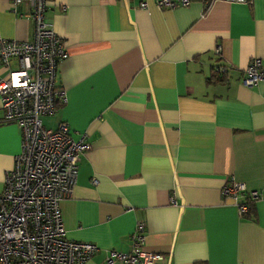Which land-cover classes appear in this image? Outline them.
Wrapping results in <instances>:
<instances>
[{
  "label": "crops",
  "instance_id": "0c3cea01",
  "mask_svg": "<svg viewBox=\"0 0 264 264\" xmlns=\"http://www.w3.org/2000/svg\"><path fill=\"white\" fill-rule=\"evenodd\" d=\"M140 1L47 0L66 102L41 122L66 123L90 147L59 202L65 237L96 245L85 264H104L141 222L156 264H264V83H242L250 59L264 63V0ZM28 11L0 0V38L29 40ZM219 65L227 72L213 76ZM19 149L0 107V192ZM231 180L258 192L250 218L222 195Z\"/></svg>",
  "mask_w": 264,
  "mask_h": 264
},
{
  "label": "built area",
  "instance_id": "2783aa9c",
  "mask_svg": "<svg viewBox=\"0 0 264 264\" xmlns=\"http://www.w3.org/2000/svg\"><path fill=\"white\" fill-rule=\"evenodd\" d=\"M213 0H203L207 8ZM248 2L249 0H227ZM26 2L32 22L29 40L0 38V107L2 121L20 130V149L6 171L0 192V264H85L97 251L92 243L65 237L59 202L70 195L76 182L80 155L89 150L83 137L71 138L66 123L55 129L42 125L41 117L53 114L66 102V93L55 85L58 62L66 56L60 37L46 21L47 0H13L15 7ZM191 0H154L159 9L188 6ZM139 8L147 7L146 0ZM15 11V10H14ZM219 53V47L215 49ZM14 59L16 66H11ZM225 75V65L214 67ZM243 85L264 83V63L253 57L244 69ZM91 183L96 184L92 179ZM222 195L238 201L240 216L259 198L235 180L224 184ZM171 203L175 200L171 198ZM127 252L110 249L104 264H156L159 254L142 249L143 223L137 222Z\"/></svg>",
  "mask_w": 264,
  "mask_h": 264
},
{
  "label": "trees",
  "instance_id": "16d2710c",
  "mask_svg": "<svg viewBox=\"0 0 264 264\" xmlns=\"http://www.w3.org/2000/svg\"><path fill=\"white\" fill-rule=\"evenodd\" d=\"M214 71V70H213ZM217 74L214 72L213 73V76H216ZM218 77V75H217ZM253 205L252 204H248V209H247V212L243 215V217H246V218H250L253 214ZM197 264H203V263H197Z\"/></svg>",
  "mask_w": 264,
  "mask_h": 264
}]
</instances>
